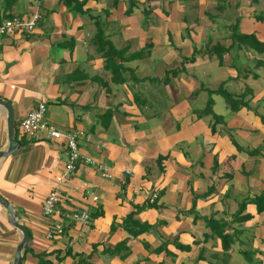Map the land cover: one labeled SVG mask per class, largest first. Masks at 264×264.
Returning a JSON list of instances; mask_svg holds the SVG:
<instances>
[{
    "label": "crops",
    "instance_id": "0c3cea01",
    "mask_svg": "<svg viewBox=\"0 0 264 264\" xmlns=\"http://www.w3.org/2000/svg\"><path fill=\"white\" fill-rule=\"evenodd\" d=\"M78 1L82 13L63 0L9 5L0 0V23L39 13L31 32L0 38V98L12 106L18 143L0 158V194L29 233L21 264H75L72 254L90 264H264V213L249 201L264 190V52L230 50L221 64L207 52L215 43L230 45L235 22L240 33L264 42V20L258 18L264 0H137L129 15L126 0L115 7L114 0ZM97 19L116 48H127L128 55L143 50L123 62L133 74L123 73L122 81L111 79L104 67L94 39ZM194 49L201 52L186 60ZM236 58L241 74L232 63ZM182 64L179 75L161 80ZM213 73L222 77L212 78ZM206 77L211 80H201ZM220 84L236 96L248 87L249 108L230 112L226 105L227 119L218 114L223 121L212 132L211 115L200 117L197 111L206 105L207 89ZM39 102L57 130L84 133L80 153L104 164L109 177L80 160L63 183L57 182L67 160L64 138L36 137L19 125ZM6 118L0 106V150L8 144ZM258 148L263 149L250 153ZM54 188L65 226L47 238L50 219L41 206ZM148 203L155 206L135 218L154 227L134 237L122 221ZM81 209L91 217L88 226L70 217ZM244 214L248 219L242 221ZM206 218L227 223L225 233L232 237L227 250ZM20 240V230L0 204V264H13ZM121 241L128 250L107 251Z\"/></svg>",
    "mask_w": 264,
    "mask_h": 264
},
{
    "label": "trees",
    "instance_id": "16d2710c",
    "mask_svg": "<svg viewBox=\"0 0 264 264\" xmlns=\"http://www.w3.org/2000/svg\"><path fill=\"white\" fill-rule=\"evenodd\" d=\"M118 1L120 0H114V2L112 3V6L115 7ZM220 1L224 2L225 0H220ZM63 2L70 10L76 13L83 12L82 2L78 0H63ZM5 3L8 5L11 4V0H5ZM126 3H127V8H126L125 13L129 15L132 13L134 7H136L137 0H126ZM106 13H108V11H106ZM258 18L264 20V14L260 15ZM94 23H95L94 24L95 25L94 39L96 42V46L100 48L101 50H103V55L105 58L104 67L106 70H108L111 73V79L122 81L123 73L129 72L131 75L133 74L132 69L124 66L123 62L128 61V59H135L136 57L141 56L143 50L142 51L140 50L138 52H134L128 55L127 48L118 49L110 41H108L105 38L101 23L98 21V19L95 20ZM230 31H231V34H230L231 43L229 46L226 47V46L221 45L220 43H215L212 45L210 50H207L208 53L215 54L218 57L220 64H221L223 54L226 52H229L230 50H236L238 52L239 50H243L246 47L260 54L264 52V42L259 41L254 34L240 33L238 31L236 22L230 26ZM197 52H201V50L194 49V53L192 54V56L190 58H186V60H193L194 55ZM237 60L238 58H236L232 63L233 65L236 66L238 73L241 74L242 69L237 66L236 64ZM184 70L185 69H184L183 64L180 68L168 70L165 72L164 77L161 80H163V82H168L169 80H171L172 77H176L177 75H179V73H181ZM223 86H224L223 84H220L214 90L207 89L208 99L206 101V105L201 111H197V114L200 117L204 115H211L213 119V122L210 126L212 132L215 131V125L223 121V116L217 115L212 111V105H213V100L211 98L212 94L221 95L224 98L225 103L230 112H237L243 107L249 108L250 99L245 100V97L250 93V89L248 87H246L242 93L236 96L228 92ZM230 138L232 139V143L236 146V148L239 149V146L234 141V139L231 137V135H230ZM262 149L263 148L252 149L250 150V153L256 154V153H259ZM163 158L164 157L159 156L158 160L160 161ZM249 201L255 204L256 210L259 214L264 213V190L261 191L258 195H255L252 199H249ZM245 203H246L245 201H242L243 205H245ZM146 206L154 207L155 204L148 203L146 205H142L139 207L136 206V210L130 212L122 221V227L130 235L134 237L146 231H149L154 227V225L152 224H149L147 222H141L139 219L135 218L136 213ZM99 215H101V211L94 213V217H97ZM241 219L242 221H245L246 219H248V214H244ZM205 220H206V224L208 228L210 229V231L214 235L220 237L222 241V248L224 250H227V248H229L230 244L232 243L231 234L225 233V227L227 223L223 221L219 222L218 220H215L213 218H206ZM178 246L181 249H188L187 246H183L179 244ZM122 250H128L126 241H121L118 244H116L114 248L107 249V251L111 254L120 253V251ZM68 253L71 254V252H68ZM72 256L76 258L75 264H90L87 261V258L85 256H82L79 254L77 255L72 254Z\"/></svg>",
    "mask_w": 264,
    "mask_h": 264
},
{
    "label": "built area",
    "instance_id": "2783aa9c",
    "mask_svg": "<svg viewBox=\"0 0 264 264\" xmlns=\"http://www.w3.org/2000/svg\"><path fill=\"white\" fill-rule=\"evenodd\" d=\"M39 13L35 12L29 19H24L17 16H12L4 19L0 23V38L3 35H13L14 33H29L34 27ZM46 104L39 102L38 105L28 111L20 121V128L24 132H28L33 136L40 138H48L50 140H59L64 138V144L66 147L67 160L64 166L63 172L56 178L57 182L63 183L68 175L76 169L77 161H82L86 164H94L96 168L102 171V175L109 177L107 167L97 162L95 159L87 156H82L78 146V140L83 136L81 130H70L63 134L57 130L54 126L50 125L45 118ZM157 197V193L154 192L149 195L150 201H153ZM61 201V195L59 191L54 188L45 197L41 210L42 214L50 219V224L46 233L47 238H54L60 235L64 230L63 213L60 209L59 202ZM70 217L80 224L81 226H88L90 223V216L85 209L74 210L70 213Z\"/></svg>",
    "mask_w": 264,
    "mask_h": 264
},
{
    "label": "water",
    "instance_id": "95a60500",
    "mask_svg": "<svg viewBox=\"0 0 264 264\" xmlns=\"http://www.w3.org/2000/svg\"><path fill=\"white\" fill-rule=\"evenodd\" d=\"M0 106H2L6 110V114H7L6 130H7V141H8L7 148L4 150H0V158H1L5 155L14 152L18 147V143L15 139L14 114H13L12 106L9 102H6L1 98H0ZM0 204L8 210L12 225L21 232V240L16 247L14 259H13V264H21V254L23 249L26 248L28 243V236H29L28 230L23 224L19 222L20 217L18 211L9 202V200L5 198L2 194H0Z\"/></svg>",
    "mask_w": 264,
    "mask_h": 264
},
{
    "label": "rangeland",
    "instance_id": "374dc122",
    "mask_svg": "<svg viewBox=\"0 0 264 264\" xmlns=\"http://www.w3.org/2000/svg\"><path fill=\"white\" fill-rule=\"evenodd\" d=\"M148 74L149 75H153V72L151 70L148 71ZM198 75L201 76L200 74V70H198ZM208 76V75H207ZM152 77H156V76H152ZM202 77V76H201ZM222 77V74L219 73L217 76H216V73H213L212 74V78H215V79H220ZM214 79V80H215ZM201 80H211L209 77H206V78H202ZM213 87V86H211ZM208 94V93H207ZM213 99L215 100V105H214V112L218 115V114H221V115H224L227 119V116L225 115L226 114V103H225V100L224 98L219 95V96H212ZM208 98V97H207ZM152 111V110H151ZM155 115V114H154Z\"/></svg>",
    "mask_w": 264,
    "mask_h": 264
}]
</instances>
